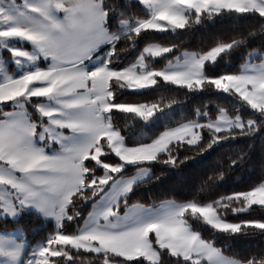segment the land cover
<instances>
[{
  "label": "snow or ice",
  "instance_id": "obj_1",
  "mask_svg": "<svg viewBox=\"0 0 264 264\" xmlns=\"http://www.w3.org/2000/svg\"><path fill=\"white\" fill-rule=\"evenodd\" d=\"M224 20L250 26L197 51L170 39ZM181 90L228 106L177 121ZM240 138L264 143V0H0V264H264V163L228 194L221 169L191 198L133 199L156 167ZM25 217L47 230L34 243Z\"/></svg>",
  "mask_w": 264,
  "mask_h": 264
},
{
  "label": "trees",
  "instance_id": "obj_2",
  "mask_svg": "<svg viewBox=\"0 0 264 264\" xmlns=\"http://www.w3.org/2000/svg\"><path fill=\"white\" fill-rule=\"evenodd\" d=\"M132 3L134 5L135 0H132ZM249 26L248 22L243 20H224L214 24L207 23L203 27H198L191 32L184 33L178 39L175 37L170 39H173L175 43L181 45V50L197 51L209 45L216 38L246 32ZM261 39L259 36L253 39L251 41L252 47H256ZM152 42L164 41L157 40ZM231 62L233 67L237 66L241 62L239 55L232 57ZM164 63H166V60H160L158 66H163ZM220 67L223 68L224 65L222 64ZM171 87L176 88L179 86ZM160 91L164 92L165 95L170 94V90L167 88L160 89ZM171 94H174L176 99L180 101L178 105H174V119L177 121L182 116L195 118V109L197 107H201V110H204L202 106L208 105V110L212 111L215 109L216 103H220L221 106H228L226 101H215L214 97L207 95H193L192 93H188L186 96L184 90ZM139 99L157 101L160 99V95L156 92H150ZM210 99L215 102L209 103ZM119 123L123 125L124 121H119ZM160 130H163V128L161 127ZM240 151L247 153L246 162L239 168L228 169L226 167L229 163L228 157L236 158ZM262 163H264V143L259 138L255 140L240 138L234 143L224 144L222 147H216L214 150L210 149L206 153L197 154L185 161L179 168L156 167L153 169V172L159 177V180L148 185H142L141 191L133 199L147 197L149 193L152 194L153 198L159 199H164L165 196L162 194L165 193L175 195L178 199L191 198V196H186L185 194L194 193L197 189H200L202 182L207 180L209 176L214 175V170L221 169L225 171V175L222 179H216V191L220 194H228L233 190H242L250 182L255 181L261 172ZM201 198H207L206 187L201 191ZM141 202H144V200H141ZM256 214L255 212L252 213V215ZM23 223L26 230V239L30 243H34L42 235L46 234L47 230L45 229L37 233L28 230L34 225L41 223L39 220H35V218L25 217ZM9 227L11 228L12 225L9 224ZM259 239L258 237H253L247 241L245 239L237 241L226 240L224 244L231 245L230 250L226 254L247 253L256 243H259Z\"/></svg>",
  "mask_w": 264,
  "mask_h": 264
}]
</instances>
